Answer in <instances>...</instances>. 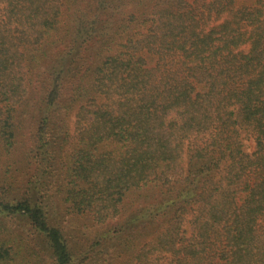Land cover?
Listing matches in <instances>:
<instances>
[{"label": "trees", "instance_id": "obj_1", "mask_svg": "<svg viewBox=\"0 0 264 264\" xmlns=\"http://www.w3.org/2000/svg\"><path fill=\"white\" fill-rule=\"evenodd\" d=\"M236 1L0 0V264H264V0L207 26Z\"/></svg>", "mask_w": 264, "mask_h": 264}, {"label": "rangeland", "instance_id": "obj_2", "mask_svg": "<svg viewBox=\"0 0 264 264\" xmlns=\"http://www.w3.org/2000/svg\"><path fill=\"white\" fill-rule=\"evenodd\" d=\"M251 2H252L251 0H237L234 6L232 7V9L224 11V13L222 14L213 13L211 18L207 22V26L210 27V26L216 25L218 22L233 19V17L235 16V12L239 11L241 8L245 6L250 5ZM243 136H245V138H243L245 150L247 152L253 151V148H254L253 138L246 136L245 133H243ZM60 224L65 228V230L67 229L70 232V234H75L78 237L77 240L73 239L74 242H76L77 246H80L79 243L81 242H84V243L89 242V238H92L91 235H88L90 236L88 238L87 236L80 235L79 233L76 232V229H78L79 226H82V224H87V226L92 227L93 221H91L88 217H84L83 221H77L73 217L68 216V218L66 217L64 218V220L61 219ZM92 229L94 231V228ZM34 242H36V240L32 239V243ZM42 254L44 255V253ZM44 261H45V264H52L51 258L46 254L44 255Z\"/></svg>", "mask_w": 264, "mask_h": 264}]
</instances>
